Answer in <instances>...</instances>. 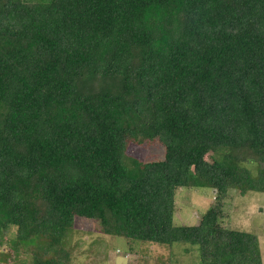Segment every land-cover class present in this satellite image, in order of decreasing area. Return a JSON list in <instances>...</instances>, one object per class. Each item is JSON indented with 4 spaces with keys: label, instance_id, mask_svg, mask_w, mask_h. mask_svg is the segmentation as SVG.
<instances>
[{
    "label": "trees",
    "instance_id": "obj_1",
    "mask_svg": "<svg viewBox=\"0 0 264 264\" xmlns=\"http://www.w3.org/2000/svg\"><path fill=\"white\" fill-rule=\"evenodd\" d=\"M0 112V250L29 252L0 264H71L77 217L264 264L221 223L231 191L264 193V0H0ZM181 188L216 192L197 225L174 222Z\"/></svg>",
    "mask_w": 264,
    "mask_h": 264
},
{
    "label": "rangeland",
    "instance_id": "obj_2",
    "mask_svg": "<svg viewBox=\"0 0 264 264\" xmlns=\"http://www.w3.org/2000/svg\"><path fill=\"white\" fill-rule=\"evenodd\" d=\"M128 154L142 161H151L163 157V148L158 143H131ZM205 159L211 162L210 155ZM215 197L216 192L209 188L179 189L175 201V224L197 225L203 213L215 203ZM224 206L222 225L228 229L256 234L264 263V193L253 192L241 196L238 191L233 190L224 200ZM15 233L16 228L9 234L8 241L15 237ZM66 246L71 251V264H199L196 261L197 252L185 251L189 248L188 245L178 243L170 248L106 236L99 231L96 221L86 218H75ZM28 253L22 246L16 255L7 246L0 250V261L10 263L14 258H27Z\"/></svg>",
    "mask_w": 264,
    "mask_h": 264
}]
</instances>
